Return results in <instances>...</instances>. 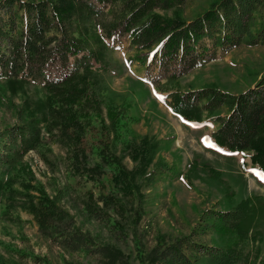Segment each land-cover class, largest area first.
<instances>
[{
    "label": "trees",
    "instance_id": "16d2710c",
    "mask_svg": "<svg viewBox=\"0 0 264 264\" xmlns=\"http://www.w3.org/2000/svg\"><path fill=\"white\" fill-rule=\"evenodd\" d=\"M186 0H0V79L9 84H31L44 92L53 108L50 119L32 111L25 118L18 111L20 125L2 133L0 170L13 165L26 152L44 141L57 138L68 148L75 170L99 177L96 166L87 168L86 160L93 148L101 159L109 155L111 142L89 136L91 131L102 136L113 127V119L99 128L84 122L79 116L95 115L101 119L98 100L84 92L81 81L92 65H100L107 73L109 61L103 54L120 50H135L133 60L143 72L144 81L155 87L174 81L238 47L264 45V0H218L199 16L182 20L174 10ZM117 12L101 38L93 33V23L113 4ZM173 10V16L158 14ZM255 21H258L255 24ZM254 28L252 32L250 29ZM99 40L100 51L93 52L88 37ZM81 76V77H80ZM97 87L94 84L93 89ZM99 88H96V90ZM95 91V90H93ZM170 111L186 120L197 121L202 113H212L211 123H217L212 140L230 152L248 153L249 163L264 173V74L245 90L230 94L215 88L166 92ZM29 105V104H28ZM224 110V111H223ZM220 111V112H219ZM219 112V113H217ZM52 122L57 134L40 138V125ZM107 134V131H105ZM158 148L156 140L146 136L127 146L135 168L127 172L118 168L111 177L125 198L139 197V187L132 188L137 176L150 177L144 171ZM158 177L166 173L159 168ZM169 179L173 173L168 171ZM1 189V180H0ZM31 189V188H30ZM228 196H231L228 194ZM101 204L116 201L113 196H101ZM228 205V203H227ZM93 205L91 214L102 215ZM123 214L124 205H114ZM39 235L49 245L67 252H82L100 256L106 264H128L118 250L96 243L93 236L79 229L67 212L40 194L36 203L27 205ZM199 227L187 236H180L167 245L155 246L148 255L149 264H264L259 258L264 240V198L250 195L239 199L230 209L204 211ZM200 231V232H197ZM215 234L214 244L197 243L199 235ZM188 252V255L185 253Z\"/></svg>",
    "mask_w": 264,
    "mask_h": 264
},
{
    "label": "rangeland",
    "instance_id": "374dc122",
    "mask_svg": "<svg viewBox=\"0 0 264 264\" xmlns=\"http://www.w3.org/2000/svg\"><path fill=\"white\" fill-rule=\"evenodd\" d=\"M217 1L186 0L174 13L182 20H190ZM118 5L113 4L94 21L93 33L97 39L109 27L111 14L117 12ZM172 12L158 14L170 17L174 15ZM93 33L88 37L87 48L95 53L100 49ZM135 54V50H125L123 43L120 50L103 54L109 59L105 63L109 65L107 73L100 65H92L81 78L84 92L91 96L95 92L101 119L95 115L79 117L96 128L102 123L107 125L109 117L113 119L111 138L107 128L102 136L89 133L102 143L111 142L110 157L105 160L96 148L89 151L85 166L100 169L99 177L87 174L80 167L76 171L70 151L57 138L42 142L13 165L0 170V264H106L100 256L70 253L49 245L39 235L27 205L36 203L40 194L67 212L75 225L93 236L96 243L126 256L128 264H149L146 260L155 246L171 244L176 238L197 230L206 210L230 209L239 199L250 195L264 198V173L249 163L248 153L227 151L212 140L211 134L217 126L211 123L215 112L202 113L197 121L186 120L170 111L166 99V92L172 90L185 92L211 87L230 94L245 90L264 74V45L244 42L172 85L164 83L157 88L144 81L142 69L133 60ZM94 84L99 89H93ZM47 98L31 84L11 85L0 79V135L20 125L18 111L23 118L32 111L38 117L44 113L50 119L49 114H53L58 101L49 104ZM47 123L39 126L43 140L49 134H57L52 122ZM143 136L158 142L144 171L146 176L153 175L137 176L132 190L135 194V187H139L140 196L125 198L119 187L113 191L111 177L118 168L127 172L135 168L137 162H132L127 146ZM159 168L166 173L171 171L173 179L166 173L158 177ZM106 195L124 205L123 214L116 211V201L106 206L101 204L99 198ZM93 205L102 214L99 218L91 214ZM214 240L215 234L211 232L194 238L205 245L214 244ZM258 255L264 262V240ZM198 264H203V260L199 259Z\"/></svg>",
    "mask_w": 264,
    "mask_h": 264
}]
</instances>
